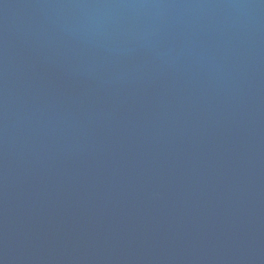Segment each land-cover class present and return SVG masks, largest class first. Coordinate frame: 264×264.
<instances>
[{"label": "water", "instance_id": "1", "mask_svg": "<svg viewBox=\"0 0 264 264\" xmlns=\"http://www.w3.org/2000/svg\"><path fill=\"white\" fill-rule=\"evenodd\" d=\"M0 264H264V0H0Z\"/></svg>", "mask_w": 264, "mask_h": 264}]
</instances>
